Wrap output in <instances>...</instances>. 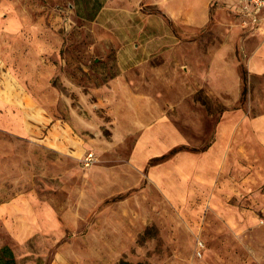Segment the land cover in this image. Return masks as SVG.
Returning a JSON list of instances; mask_svg holds the SVG:
<instances>
[{
    "label": "rangeland",
    "instance_id": "rangeland-1",
    "mask_svg": "<svg viewBox=\"0 0 264 264\" xmlns=\"http://www.w3.org/2000/svg\"><path fill=\"white\" fill-rule=\"evenodd\" d=\"M262 27L217 0H0V247L264 264V154L235 150L219 180L203 157L227 113L264 104Z\"/></svg>",
    "mask_w": 264,
    "mask_h": 264
},
{
    "label": "crops",
    "instance_id": "crops-1",
    "mask_svg": "<svg viewBox=\"0 0 264 264\" xmlns=\"http://www.w3.org/2000/svg\"><path fill=\"white\" fill-rule=\"evenodd\" d=\"M217 1L220 4H225L233 14L240 15L237 0ZM261 30L264 31V27ZM255 44L251 56L246 60L249 79L259 75L264 76V40ZM259 109L260 112L254 114H247L242 109L231 110L236 114L232 116V112L227 113L226 118H222L218 123L216 136L204 152L205 155L203 154V157L208 155L212 160V167L218 173L217 180L232 166L231 160L235 155H231V153H234L235 150L239 149L240 154L251 157V147H254L256 157H258V152H261L260 155L264 154V104ZM252 110L253 108L247 107V111ZM203 157L199 161L197 169L198 174L202 175L204 171ZM226 158L229 161V163L227 161V166ZM233 164L235 163L233 162Z\"/></svg>",
    "mask_w": 264,
    "mask_h": 264
},
{
    "label": "built area",
    "instance_id": "built-area-1",
    "mask_svg": "<svg viewBox=\"0 0 264 264\" xmlns=\"http://www.w3.org/2000/svg\"><path fill=\"white\" fill-rule=\"evenodd\" d=\"M239 14L245 23L259 25L264 21V0H237ZM92 153L85 155V162L88 164L92 160Z\"/></svg>",
    "mask_w": 264,
    "mask_h": 264
},
{
    "label": "trees",
    "instance_id": "trees-1",
    "mask_svg": "<svg viewBox=\"0 0 264 264\" xmlns=\"http://www.w3.org/2000/svg\"><path fill=\"white\" fill-rule=\"evenodd\" d=\"M179 148L180 147H176V148L172 149L169 153L175 152ZM168 154L163 155L161 157L164 158ZM159 159H161V158H159ZM154 160H157V159H154ZM0 264H16L15 259L13 257V254L10 251V249H8V247H0Z\"/></svg>",
    "mask_w": 264,
    "mask_h": 264
}]
</instances>
